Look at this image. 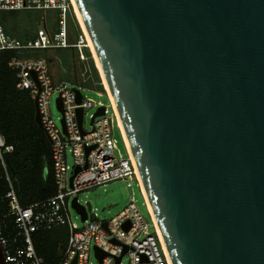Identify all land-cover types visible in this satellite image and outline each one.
<instances>
[{
    "label": "water",
    "instance_id": "obj_1",
    "mask_svg": "<svg viewBox=\"0 0 264 264\" xmlns=\"http://www.w3.org/2000/svg\"><path fill=\"white\" fill-rule=\"evenodd\" d=\"M76 2L172 264H264V0Z\"/></svg>",
    "mask_w": 264,
    "mask_h": 264
},
{
    "label": "built area",
    "instance_id": "obj_2",
    "mask_svg": "<svg viewBox=\"0 0 264 264\" xmlns=\"http://www.w3.org/2000/svg\"><path fill=\"white\" fill-rule=\"evenodd\" d=\"M29 9L44 12V27L38 28L34 37L22 39L8 33L0 22V52H16L10 60V66L18 71L17 86L20 89H28L31 96L38 100L42 122L52 140L56 193L25 206L20 202L7 174L10 181V189L6 195L10 208L8 216L13 218L17 230V234L10 238L4 234L0 223V240L7 263L44 264V258L36 249L34 234L55 226L67 225L69 240L62 252L61 264H72L76 258L77 264H117L120 256V264H123L126 255L129 256V264H172L145 198L149 218L141 212L134 200L110 219L101 218L96 209H89L82 202L81 193L115 179H135L143 194L141 181L126 144L128 157L119 156L117 153V138L113 135L114 124L121 134L122 130L108 92L105 91L110 105L87 99L80 84L65 81L57 83L48 59L36 55V52L41 50L74 47L82 61L89 58L86 53L89 45L84 32L82 31L77 39H71L68 14L74 12L72 0H0V14L5 10ZM50 9L58 14L55 27H50L46 18L45 13ZM88 71L89 69L85 68L82 72L84 81L87 80ZM75 87L82 92L81 102H78ZM54 94L61 97L63 104L61 124L56 121L51 110ZM94 106L97 107L96 112L100 107H105V110L103 114H90L91 124L88 128L87 110ZM79 108H83V125H80L78 119ZM122 137L124 140L123 134ZM13 150L14 146L9 144L5 135L0 132V162L4 168L5 156ZM70 154L73 156V162L69 159ZM78 167L79 171L75 173ZM72 175L74 178L71 182ZM131 184L132 182L129 186ZM75 198L87 209L85 220L81 213L78 212L77 216L84 222L83 226H79L72 215ZM96 247L104 252L101 260L96 256ZM94 254L97 262L93 259Z\"/></svg>",
    "mask_w": 264,
    "mask_h": 264
},
{
    "label": "trees",
    "instance_id": "obj_3",
    "mask_svg": "<svg viewBox=\"0 0 264 264\" xmlns=\"http://www.w3.org/2000/svg\"><path fill=\"white\" fill-rule=\"evenodd\" d=\"M5 11L0 14V22L8 33L16 35L13 19L8 13H4ZM70 17L72 19L71 39L74 35L75 40L82 31L76 16L72 14ZM56 19H58L57 12ZM47 21L50 27L57 25L56 23L55 25L51 24L49 19ZM35 35L36 32L33 31L26 37L20 38L27 39ZM74 50H76L74 47L56 49L60 65L65 66L71 72L75 68ZM46 52L37 51L36 55L46 57L50 63L51 58L47 57ZM86 53L89 56L88 62L93 78L84 81V77L81 79L80 77L75 79L71 77L72 83L77 84L79 81H84L86 84L92 85L96 82L97 86L103 87L88 48ZM15 54V51L0 52V132L5 135L7 142L14 146V150L5 156L6 168L0 162V223L4 234L10 238L17 234V230L13 218L8 216L10 208L6 195L10 189V181L7 174L16 189L20 202L25 206L49 198L56 193L52 144L46 132L39 127L35 120V100L30 91L17 86L18 71L10 66V60ZM68 240L69 228L67 225L55 226L34 234L35 246L38 253L44 258V264H61L62 252L66 248Z\"/></svg>",
    "mask_w": 264,
    "mask_h": 264
},
{
    "label": "rangeland",
    "instance_id": "obj_4",
    "mask_svg": "<svg viewBox=\"0 0 264 264\" xmlns=\"http://www.w3.org/2000/svg\"><path fill=\"white\" fill-rule=\"evenodd\" d=\"M4 13H8L12 17L13 19L12 22L15 28V33L19 37H26L33 31L37 32L38 28L44 27V12L42 10L29 9V10H18L14 12L5 11ZM45 14H46L47 20L49 19V22L51 24L55 25V23L56 24L58 23V19H56L55 10H52V9L47 10ZM72 14H74V12L73 13L70 12L68 14L70 28L72 26L71 24L72 19L70 17ZM72 33H73V27H72ZM72 39L74 40V35H72ZM56 49L57 48H51L47 50L46 54L49 59L51 58L50 66H51L53 78L57 83L61 81L73 82L71 77H73L74 79L77 77L78 78L80 77V79L83 78L84 77V75H82L83 68L89 69L88 74H87V80L90 78H93L90 64L88 62L89 58L85 61H82L80 57H78V51L74 50L73 61L75 63V68H74L75 70L73 69L71 72L65 66L60 65L61 63L57 59ZM91 57L93 58L92 52H91ZM94 65L96 66L99 72V75H100L99 67L97 63L95 62V60H94ZM101 81H102V78H101ZM77 83L82 86L83 94L87 99H91L95 103L102 102L104 105H110V99L105 92L106 89L104 85L103 87L97 86L96 82L95 84L89 85V84H86L84 81H79ZM57 97H58L57 94H54L52 97L51 110L53 112V115L56 121L59 124H61V118L63 116V112L59 109L57 105V101H56ZM96 110H97V107L95 106L87 110L88 113L86 116V120H87L88 128L90 127V124H91L90 114L96 112ZM110 110L111 111L113 110L111 106H110ZM113 135L114 137L117 138L118 155L128 157V152H127L122 134L119 128L116 126V124H114L113 126ZM69 159L70 161L73 162L72 154L69 155ZM130 182H132V184L129 186ZM80 198L82 202H84L87 205L89 209H92V208L96 209L101 218L110 219L112 217H115L121 211H123L126 208V206L130 204L132 200L135 201V203L140 208L141 212L147 218H149V212L146 206L144 196L135 179L132 181L131 179H115V180L109 181L105 185H100V186L89 188L88 190L80 194ZM72 215H73L74 220L78 223L79 226L84 225V222L82 221V219L80 217H77L78 212L75 208H72ZM93 259L95 260V262L98 261L95 254H94ZM123 264H129L128 255L124 257Z\"/></svg>",
    "mask_w": 264,
    "mask_h": 264
},
{
    "label": "bare ground",
    "instance_id": "obj_5",
    "mask_svg": "<svg viewBox=\"0 0 264 264\" xmlns=\"http://www.w3.org/2000/svg\"><path fill=\"white\" fill-rule=\"evenodd\" d=\"M72 2H73V6H74V14H75V16H76V18H77V20H78V22H79V25H80V27H81V31H83L84 34L86 35V37H87V41H88V45H89V48H90V50H91V52H92V54H93V58H94L95 62L97 63L98 67H99V71H100V75H101V78H102L103 85H104L106 91L108 92V94H109V96H110V98H111V100H112V103H113V105H114V107H115V109H116V112H117V115H118V119H119V125H120V127H121L122 134H123V136H124V143L126 144L128 150H129V152H130V154H131V156H132V158H133V160H134V162H135V164H136L137 174H138V177H139V179H140V181H141V186H142V191H143V194H144V198H145L146 201H147V204H148L149 210H150V212H151V214H152V216H153V219L155 220V223H156V225H157V228H158V231H159V233H160V236H161V239H162V241H163V244H164V246H165V249H166V251L168 252L167 247H166V244H165V241H164V238H163L162 233H161V230H160V228H159V225H158V222H157V219H156V216H155V213H154L153 207H152V205H151V202H150L149 196H148V194H147V191H146L145 185H144L143 180H142V178H141V176H140V172H139V169H138V166H137L136 160H135V158H134V154H133V151H132V147H131L130 141H129V139H128V136H127V134H126V130H125V128H124V125H123V122H122L121 116H120V114H119V112H118V109H117V106H116V102H115L114 96H113V94H112L111 88H110V86H109V83H108L107 78H106V76H105V73H104V71H103V68H102V65H101L100 59H99V57H98V55H97V52H96V49H95V46H94V43H93L92 37H91V35H90V33H89V31H88L86 25H85V22H84V20H83V17H82V15H81V12H80V9H79V7H78V4H77L76 0H72ZM34 100H35V99H34ZM168 254H169V252H168ZM169 257H170V255H169ZM170 258H171V257H170Z\"/></svg>",
    "mask_w": 264,
    "mask_h": 264
}]
</instances>
